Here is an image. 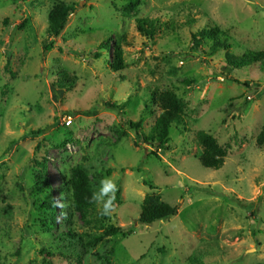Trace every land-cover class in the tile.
<instances>
[{
  "label": "rangeland",
  "instance_id": "obj_1",
  "mask_svg": "<svg viewBox=\"0 0 264 264\" xmlns=\"http://www.w3.org/2000/svg\"><path fill=\"white\" fill-rule=\"evenodd\" d=\"M59 2L75 11L46 52L48 14ZM125 3L0 0V264H264V146L257 143L264 66L233 70L226 62L227 52L264 50V0H143L132 13ZM140 18L159 21L152 40L137 29ZM207 26L219 27L233 48L193 50L192 34ZM109 38L124 53L118 73L109 66L112 51L90 56ZM60 67L79 79L71 91L53 85ZM166 89L187 111L171 128L169 150L156 156L151 146L136 145L128 121L148 134L160 114L151 95ZM127 100L126 115L106 107ZM200 131L228 148L221 169L199 162ZM44 159L45 183L36 187L42 167L35 160ZM77 166L89 171L95 191L104 177L115 181L108 219L97 206L86 224L74 211L64 180ZM148 194L178 214L140 224ZM60 197L52 224L48 203ZM110 225L129 233L93 250L58 241L66 231L90 237Z\"/></svg>",
  "mask_w": 264,
  "mask_h": 264
},
{
  "label": "trees",
  "instance_id": "obj_2",
  "mask_svg": "<svg viewBox=\"0 0 264 264\" xmlns=\"http://www.w3.org/2000/svg\"><path fill=\"white\" fill-rule=\"evenodd\" d=\"M125 6L123 10L126 13H132L138 10L143 4V0H124ZM75 8L64 2H59L54 5L52 10L48 14V27L46 30V36L50 40L49 44H44V50L46 52L51 51L55 47L54 39L58 37L64 28L67 26L71 15L74 13ZM137 29L143 33L149 39H153L158 29L159 21L150 18H140L136 20ZM26 23L22 27H25ZM112 39L105 40L100 47V51H96L90 56L95 59L102 57V51L113 52V61L109 63L110 68L115 72H121L125 70L124 53L119 42L112 43ZM193 46L192 49L200 51L202 46H208L210 55L218 54L221 51L230 50L233 48L229 41V38L219 27L207 26L206 28L192 34ZM62 49V48H58ZM227 65L233 70H243L253 65L260 64L264 66V50L255 51L249 50L243 53L241 56H236L234 53H226ZM79 79L75 73H71L68 70L60 67L57 71V77L53 82L54 87L66 91H71L77 85ZM185 84L187 86L193 85L190 79H186ZM260 89V87L258 86ZM151 102L160 112L151 131L148 134H141V122L128 121V126L131 130L135 131L138 138L136 145H148L157 150L152 152V155L157 156V152H165L170 148V131L173 126L180 125L184 122L183 116L186 115L187 105L183 98H181L173 90H163L158 92L155 90L151 95ZM130 103V100L123 105H116L107 103L106 107L112 110H116L119 114H125L123 109ZM38 131L36 134H39ZM197 141L201 148V154L198 157L201 165L206 169L219 170L226 162L228 157V148L219 144L218 140L209 133L200 131L197 133ZM257 143L260 147L264 146V131L257 138ZM35 164L42 167L41 172L38 175V183L36 187H39L40 182H44V171L46 170V159L42 163L35 160ZM109 173V172H108ZM65 189L70 203L77 213L80 214L82 220L86 223H90V214L96 208V205L89 204L87 198L91 196L95 191L93 183L90 179V173L84 166H77L73 169L70 179H65ZM45 183V182H44ZM145 186L149 187L151 191L157 190L152 184L147 182ZM50 214L48 219L52 224L56 220V207L53 202L48 203ZM178 214V208L164 202L158 194H148L144 198L141 206L140 217L138 222L142 225L150 226L156 222H163L170 220ZM104 219H108L107 216H103ZM128 229L119 226H107L102 234H95L90 237H86L80 233H74L72 231L63 232L58 238V241L71 243H81L83 247L89 250L95 249L100 243L104 241L106 237H115L117 235L126 236ZM77 264V263H76ZM106 264H111L106 260Z\"/></svg>",
  "mask_w": 264,
  "mask_h": 264
},
{
  "label": "clouds",
  "instance_id": "obj_3",
  "mask_svg": "<svg viewBox=\"0 0 264 264\" xmlns=\"http://www.w3.org/2000/svg\"><path fill=\"white\" fill-rule=\"evenodd\" d=\"M118 191L115 181L111 177H104L100 181L97 191H93L91 196L87 198L89 204L97 206V211L101 216H111L116 210V192ZM62 197L54 198L53 205L59 206Z\"/></svg>",
  "mask_w": 264,
  "mask_h": 264
},
{
  "label": "built area",
  "instance_id": "obj_4",
  "mask_svg": "<svg viewBox=\"0 0 264 264\" xmlns=\"http://www.w3.org/2000/svg\"><path fill=\"white\" fill-rule=\"evenodd\" d=\"M69 122H70V120H69Z\"/></svg>",
  "mask_w": 264,
  "mask_h": 264
}]
</instances>
